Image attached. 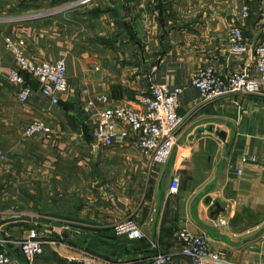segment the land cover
I'll use <instances>...</instances> for the list:
<instances>
[{
    "label": "crops",
    "instance_id": "1",
    "mask_svg": "<svg viewBox=\"0 0 264 264\" xmlns=\"http://www.w3.org/2000/svg\"><path fill=\"white\" fill-rule=\"evenodd\" d=\"M231 23L251 46L243 56L228 52ZM8 37L33 61H65L68 90L58 104L26 72L34 91L19 102L8 82L15 68ZM262 41L264 0H0V236L20 240L44 226L40 220L64 225H46L53 243L34 264H76L85 255L139 264L163 252L175 254L173 264H188L175 235L187 229L205 235L230 262L264 264V95L207 102L192 85L207 66L226 72L252 65L253 46ZM152 83L182 89L184 123L166 164L143 153L126 126L119 127L128 136L112 146L93 136L101 110H142ZM34 120L52 132L26 137ZM29 161L31 172L24 168ZM174 176L179 190L170 194ZM26 179L35 189L48 179L64 193L49 214L11 211ZM126 218L137 222L142 238L116 234L113 225ZM10 251L25 261L19 245Z\"/></svg>",
    "mask_w": 264,
    "mask_h": 264
},
{
    "label": "built area",
    "instance_id": "2",
    "mask_svg": "<svg viewBox=\"0 0 264 264\" xmlns=\"http://www.w3.org/2000/svg\"><path fill=\"white\" fill-rule=\"evenodd\" d=\"M83 2V0H81ZM89 1V0H84ZM249 8L242 10V18H247ZM6 47L15 55V68L8 76V82L17 89V99L27 103L33 94V88L24 78L26 72L39 83L42 94L51 103H59V94L68 90L67 66L64 60L55 62H36L29 59L12 39H6ZM251 50L243 30L235 23L229 25L228 52L232 56H243ZM254 62L241 70L218 72L213 66L199 70L192 78V85L197 87L207 102L230 95H264V41L253 46ZM1 59V58H0ZM181 88L169 89L152 83L142 96V110L130 106H110L100 111V122L93 132L96 140L103 146H112L116 140L128 136L126 126L135 132L138 145L143 153L154 161L166 164L179 146L178 138L184 120L178 113ZM104 100V97L102 98ZM93 101L88 103L91 107ZM51 127L41 120L32 121L25 128V136L33 138L39 134L51 133ZM4 159L5 157L2 156ZM179 190V179L171 180L169 193ZM117 235L135 240L143 237L137 222L126 218L113 225ZM48 229H32L20 240H9L0 236V264H34L36 258L45 252V246L53 242L48 238ZM176 237L183 243V254L189 257L188 264H236L227 260L221 251L209 248L206 236L194 235L187 229L176 232ZM17 244L25 257L18 261L10 252V245ZM174 253H157L149 261L139 264H173ZM76 264H105L94 256L85 255Z\"/></svg>",
    "mask_w": 264,
    "mask_h": 264
},
{
    "label": "rangeland",
    "instance_id": "3",
    "mask_svg": "<svg viewBox=\"0 0 264 264\" xmlns=\"http://www.w3.org/2000/svg\"><path fill=\"white\" fill-rule=\"evenodd\" d=\"M24 168L30 170L27 172L33 171V162H27ZM26 180L27 182L24 186V191L20 192L21 196L19 197V206L18 204H15V207L11 210L15 215L21 214L23 216H29L37 215L41 212L49 214L51 212V204H56L55 198L64 196V193L62 192H55V189H53L51 184L48 182V179H43L41 181V183H45V185H43L42 187H39L37 183V189H35V181H32L31 179ZM43 227L45 229H49L46 225H44ZM27 234L25 235V237L27 236Z\"/></svg>",
    "mask_w": 264,
    "mask_h": 264
},
{
    "label": "water",
    "instance_id": "4",
    "mask_svg": "<svg viewBox=\"0 0 264 264\" xmlns=\"http://www.w3.org/2000/svg\"><path fill=\"white\" fill-rule=\"evenodd\" d=\"M28 220H31V218H28ZM37 221V220H34ZM39 222V221H38ZM40 223H42L43 225H55V226H60V227H65L62 224H57V223H51L49 221H44V220H40Z\"/></svg>",
    "mask_w": 264,
    "mask_h": 264
},
{
    "label": "trees",
    "instance_id": "5",
    "mask_svg": "<svg viewBox=\"0 0 264 264\" xmlns=\"http://www.w3.org/2000/svg\"><path fill=\"white\" fill-rule=\"evenodd\" d=\"M39 228H44L43 226L42 227H39ZM10 248V247H9ZM11 252V251H10Z\"/></svg>",
    "mask_w": 264,
    "mask_h": 264
}]
</instances>
